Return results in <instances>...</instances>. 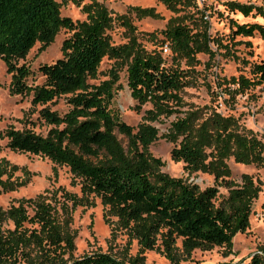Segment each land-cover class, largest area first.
Here are the masks:
<instances>
[{"label":"trees","instance_id":"16d2710c","mask_svg":"<svg viewBox=\"0 0 264 264\" xmlns=\"http://www.w3.org/2000/svg\"><path fill=\"white\" fill-rule=\"evenodd\" d=\"M65 1L0 0V59L10 74L9 94L31 96L30 107L20 119L22 128L9 125L0 131V138L6 139L11 151L66 166L71 185L79 186V194L58 186L16 199L6 208L0 206V264H142L144 252L152 249L160 250L171 264H205L187 258L195 249L215 246L224 247L226 255L231 253L232 238L249 227L261 183L249 174L235 181L227 161L263 165L264 142L238 117L219 111V105L194 109L185 105L182 91L200 64L198 54L207 56L206 63L222 54L247 64L235 54L233 44L251 47L250 41L234 43L212 35L206 4L155 0L175 15L158 31L162 35L158 47L148 50L137 39L130 14L161 18L154 7L128 6L125 13L113 15L99 0H72L85 16L72 20L61 14ZM222 5L227 14L220 12V16L227 18L233 36L258 34L264 41L263 6L235 0ZM234 13L261 17L263 22L239 23L230 16ZM115 21L127 38L120 44H114L108 33ZM61 29L70 32L61 42V56L39 65L41 83H27L30 69L17 61L35 43L48 46ZM164 45L169 64L161 54ZM104 58L114 64L106 72L99 69ZM248 66V75L217 78L214 99L223 97L225 109L234 108L229 104L238 94L264 88V58ZM122 67L133 109L141 111L150 104L136 126L125 123L114 105ZM59 99L64 103L62 111L52 109ZM172 115L166 132L158 135L153 123ZM37 124L48 127L45 134L34 131ZM159 137L172 144V161L182 162L188 174L212 175L214 184L201 188L163 172L164 162L149 150ZM17 170L25 171L24 179L15 176ZM29 175L26 168L0 158L3 192L25 185ZM217 186L225 187L227 195L219 197ZM95 200L103 207L104 222L122 230L128 245L136 242L134 257L124 259L108 251L72 255V211L94 206ZM210 264H264V245L247 260Z\"/></svg>","mask_w":264,"mask_h":264},{"label":"rangeland","instance_id":"374dc122","mask_svg":"<svg viewBox=\"0 0 264 264\" xmlns=\"http://www.w3.org/2000/svg\"><path fill=\"white\" fill-rule=\"evenodd\" d=\"M60 1L61 0H57ZM113 15H119L126 12L128 6L154 7L161 15V18H136L130 14L132 24L136 27V36L141 44L148 50L158 47L162 35L158 32L165 27L167 20L175 14L167 10L161 3L155 0H99ZM226 0H207L209 6L207 12L210 13L209 32L212 35H221L227 40L250 41L251 47L243 42L233 44L235 54L248 61L247 64L239 63L233 58L217 54L210 62H207L205 54H198L200 64L194 67L191 72V83L183 88L182 97L185 105L202 107L204 105H219L218 110L223 114H232L239 118L246 128L251 129L256 136L264 142V88L255 87L249 89L243 94H238L235 100L229 105H234L233 109H225L222 98L214 99V91L217 90V78L229 77L244 73L248 75L249 63L259 61L264 58V41L254 34L252 37L233 36L229 29L227 18L220 16L227 14L222 3ZM241 3H253L264 7V0H235ZM87 2V0H83ZM61 14L70 17L72 20H83L84 14L80 6L73 3L72 0H66L62 3ZM239 23L243 22H263L261 17L251 18L243 17L239 13L231 14ZM154 33L152 35L151 33ZM114 44H120L126 41L124 28L116 21L108 31ZM70 35V32L61 29L54 40L45 48H41L39 43L28 51L23 59L17 61L18 65H26L30 69V76L27 79L29 84L41 83L43 77L38 71V67L43 63H52L61 56V42ZM166 63H170L169 51L161 52ZM113 60L104 58L99 69L106 72L113 66ZM119 83L121 88L117 90L114 105L119 109L121 119L132 126H136L141 121L143 110L150 107L145 104L141 111L133 109L135 102L131 99L126 85L125 68L118 70ZM10 74L6 71L5 63L0 59V131L7 126L12 125L16 129L22 128V119L25 111L30 107V95H11L9 94ZM226 97V96H225ZM52 106V109L62 111L64 103L62 99ZM31 120L36 119V113L30 116ZM174 115L168 118H161L153 125L158 129V135H162L168 129ZM35 132L45 134L48 127L45 125H36L33 127ZM125 142V139L118 135ZM6 139L0 138V158H5L10 163L19 167L26 168L29 171V181L18 187L16 190L3 192L0 189V206L6 208L16 199L34 197L45 189H53L62 186L65 189L79 194V186L71 185V173L66 166L54 165L50 160L39 155L29 153L14 152L5 146ZM172 144L164 138L159 137L149 146L150 152L164 162L161 170L171 177H181L196 183L204 188L214 184L213 176L207 173L194 172L188 174L183 169L182 162H174L170 159V150ZM231 177L239 182L242 174H249L255 180L261 183V191L258 198L252 204V211L249 217V227L244 233H237L232 238L231 253L225 254L224 247L215 246L210 250H193L187 260L210 264L223 261L247 260L251 254L257 251L258 247L264 245V164L256 166L253 164L236 163L230 158L227 161ZM25 171L17 170L15 176L24 179ZM219 197L227 195V189L223 186H217ZM104 210L99 200H95V205L91 207H76L72 211V221L70 229L74 235L75 249L72 252L74 257L81 256L94 251L110 252L121 258L134 257L137 252V245L132 241L130 245L126 242V235L122 230L115 228L113 223L106 224L103 219ZM111 221L114 218H110ZM142 264H171L170 261L160 252L152 249L144 252Z\"/></svg>","mask_w":264,"mask_h":264},{"label":"built area","instance_id":"2783aa9c","mask_svg":"<svg viewBox=\"0 0 264 264\" xmlns=\"http://www.w3.org/2000/svg\"><path fill=\"white\" fill-rule=\"evenodd\" d=\"M196 2L198 3L199 6H202L204 4H206L207 0H196ZM205 18H208V16L206 15ZM162 50L164 52H167L168 51V48L166 45L163 46Z\"/></svg>","mask_w":264,"mask_h":264}]
</instances>
